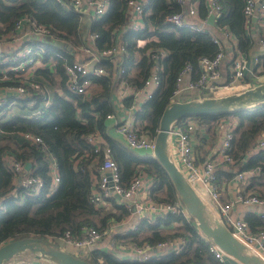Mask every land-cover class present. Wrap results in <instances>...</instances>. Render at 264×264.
Here are the masks:
<instances>
[{
  "label": "trees",
  "instance_id": "1",
  "mask_svg": "<svg viewBox=\"0 0 264 264\" xmlns=\"http://www.w3.org/2000/svg\"><path fill=\"white\" fill-rule=\"evenodd\" d=\"M201 1L200 13L206 16L207 2ZM218 1L222 5L218 28L226 27L232 30L239 39L240 49L248 51L252 46V40L245 28V1ZM147 7L152 8V13L145 15L146 28L151 25L157 28L160 35V41H154L153 46L167 49L168 56L163 59L161 86L147 102L137 103L135 116L139 123L136 126L140 132L156 136L163 110L174 99L172 93L179 71L189 62L197 67L201 57L216 55L219 46L213 41L211 33L193 32L165 23L167 16L180 9L174 0H152ZM129 9L126 0H111L108 12L94 20L89 32L95 34L93 42L97 51L115 43V38L118 37L116 29L130 25ZM24 15L32 16L38 22L52 25L57 31L55 35L69 42L74 48L88 44L81 31L80 15L56 0H0V22L4 24L0 27V32L13 31L18 19ZM126 37L132 36L126 35ZM24 44H41L46 47L48 52L44 54L43 59L47 63L50 62V65L46 69H38L37 74L42 75L48 81L46 83L59 86L62 93L54 91L47 105L41 97V92L35 91L33 98L37 99V102L32 108L26 105L27 101L16 103L20 109H29L26 111L27 114L10 111L0 119V199L2 202L0 247L9 241L33 236L51 241L60 247L62 245L58 240L68 230L75 235L84 233V229L90 226L102 230L111 220L119 221L130 215L126 205L117 202L115 198H111L110 201L118 212L98 208L92 201L94 176L99 177V167L105 159L104 149L97 152L89 142L88 137L96 133H99L110 146L113 158L119 164L122 183L125 186L130 184L135 175L144 171L151 178L150 195L154 200L173 203L180 199L167 171L152 155H135L120 140L108 133L110 125L108 115L116 112L113 95L121 75L130 85L141 87L152 71L153 60L146 50L137 48L134 38H128L127 44L125 43L127 46L125 56L130 55V59H125L120 67L124 68L125 72L117 77L118 65L115 61L111 58H102L98 66L104 68L105 72L101 76L94 77V85L89 95L75 94L67 88L64 65L75 60L72 51L57 46L47 37L37 40L26 39ZM56 52H60L62 56L56 57ZM136 54H140L149 61V69L137 75L129 70L131 59ZM143 57L140 63H144ZM53 63L56 66L55 71L51 68ZM3 66L5 65L0 63V70ZM207 95L214 94L211 92L186 93L175 100ZM132 104V97L125 98L127 107L131 108ZM35 110H41V114L38 118H30L29 113ZM232 115L240 121L234 141L233 167L241 166L242 169H247L260 166L264 177V151L255 153L253 151L259 135L264 130V104L233 113L187 118L200 121L210 135L207 139L209 143L216 139L217 120L223 116ZM20 134L24 135L25 139L19 138ZM27 134L41 136L49 150L43 151L39 145L27 137ZM204 146L203 142L198 145L200 150ZM9 153L14 154L16 159L24 164L33 163L31 172L42 177L45 182L40 193H33L18 185V179L6 159ZM54 157L58 160L61 176L58 185L53 183L50 167ZM246 158L247 164L244 163ZM233 172L235 173V169ZM249 221L252 228L264 229V221L258 219ZM171 224H175L172 231L168 232L162 228V225ZM178 237L186 239V244L178 254L159 253L147 262L120 258L116 253V246H111L108 250L93 249L88 256L85 254H78V256L95 264H223L209 251L208 239L199 232L193 218L188 219L183 213H168L165 216L144 218L135 229H130L125 234L116 233L113 236L118 245L133 242L140 245L149 244L153 247L166 239Z\"/></svg>",
  "mask_w": 264,
  "mask_h": 264
},
{
  "label": "built area",
  "instance_id": "2",
  "mask_svg": "<svg viewBox=\"0 0 264 264\" xmlns=\"http://www.w3.org/2000/svg\"><path fill=\"white\" fill-rule=\"evenodd\" d=\"M63 6H68L75 10L80 17L93 16L100 18L105 15L110 6L111 0H56ZM129 6V15L132 19V31L137 32L135 44L137 48L146 50V53L153 60L152 71L141 87L130 85L124 79L122 98L132 97L133 104L131 110L135 111L137 103H145L154 96V93L162 84L163 59L168 56V50L162 47L153 46L154 41H160V35L157 28L149 26L146 28L142 18L145 15L146 7L152 0H126ZM244 14L248 24L254 17L264 20V0H244ZM201 0H176L179 10L167 16L165 23H169L177 28L187 29L198 33H211L213 41L219 46L216 55L203 56L198 62V66L191 62L186 63L179 71L175 81L172 98H180L182 95L195 91L198 94L211 92L214 95L226 94L239 91L253 86L254 82L248 80V58L245 53L239 51L228 68L227 80L223 79V65L227 54L221 37L214 33L209 24L211 14H215L217 26L218 18L222 15V5L218 0H206L208 12L206 16L200 13ZM221 35L225 37H234L232 30L226 27H219ZM55 27L45 23L38 22L29 15H24L16 22L15 29L10 32H0V47L11 39H17L19 35L25 37L31 35L34 37H47L59 39L55 33ZM97 36V35H96ZM264 46V38L260 41ZM125 43H114L108 48L98 51L93 57V62L89 64L84 60H74L65 63V73L67 75V88L75 94L89 95L92 91L93 79L95 76H101L105 70L98 66L102 58H111L126 52ZM48 50L41 44L30 45L22 44V47L13 52L6 53L0 48V63L5 65L0 70V119L8 114L12 106L17 102H23L34 97L35 91H40L42 99L47 105L50 102L49 90L39 80L26 77V73L36 67L38 63L43 62V56ZM62 56L60 52L55 53ZM258 57L255 60L258 62ZM116 63V62H115ZM125 69L121 68L120 73ZM195 73V74H194ZM254 73V72H253ZM258 74L255 72L253 79ZM4 82V83H3ZM41 110L31 111L30 118H38ZM109 118H115L119 133L123 136L125 143L132 151L142 155H152L156 147L155 137L140 132L136 122L130 116L121 119L115 113L108 115ZM240 124L236 116H223L217 121L216 135L217 139L204 159H199L196 150L195 136L198 131L203 130L200 121L194 118H184L177 122L172 129V151L178 165L184 171L189 180L206 197L216 211L223 217L225 223L230 229L250 246L256 249L264 256V229L252 228L249 220L244 215H236L235 209L239 206H264V194L259 192L244 193L240 187L251 179L262 174V167L256 166L238 170L235 172L234 184L235 192L230 195L228 200L225 198V189L219 180V171L226 165H233L235 162L233 156L234 141L237 137V128ZM27 137L33 143L39 145L43 151L49 150L48 145L39 135L27 134ZM89 142L94 146L95 151L102 149V137L99 133L88 137ZM107 154L111 153L110 146H107ZM254 151H264V130L259 135ZM11 170L18 179V185L26 188L33 193H40L44 187V180L40 176L34 175L31 170L26 169V164L17 160L15 155L9 153L6 156ZM53 174V183L58 185L61 181L59 163L57 158H53L50 163ZM99 177L94 181L92 201L96 207L100 208L116 195L122 196L124 204L130 211V215L138 216L139 220L152 218L156 215L165 216L168 213H183L188 219L192 218L186 206L181 199L173 203L159 202L150 195L151 178L142 171L135 175L128 186L122 183V175L119 164L112 157H105L99 167ZM149 188H148V186ZM130 200L131 203H126ZM0 199V206H1ZM135 206V209L133 208ZM264 217V212L259 213ZM195 223V222H194ZM119 222L111 220L107 227L100 230L95 226L84 229L80 235L73 234L70 230L66 231L60 238L59 243L64 247L67 244L74 246L79 252L88 255L95 244L109 235ZM137 225L135 226V228ZM199 230V229H198ZM204 236V234L199 230ZM206 238V237H205ZM208 239V238H206ZM51 242V241H50ZM111 245L117 247V254H122V249L127 248L131 251V259L136 262H147L155 255L163 253L178 254L186 244L184 237L176 239H166L158 243L156 247L149 244L140 245L137 243H126L118 245L112 237ZM209 251L223 264H229V258L214 242L208 239ZM61 246V247H62ZM80 254V253H79Z\"/></svg>",
  "mask_w": 264,
  "mask_h": 264
},
{
  "label": "water",
  "instance_id": "3",
  "mask_svg": "<svg viewBox=\"0 0 264 264\" xmlns=\"http://www.w3.org/2000/svg\"><path fill=\"white\" fill-rule=\"evenodd\" d=\"M209 23H215L214 13L210 15ZM49 39L57 46L72 51L70 43L61 39ZM263 104L264 82L225 95L172 100L163 110L157 134L154 136L156 147L152 157L167 171L197 228L226 255L240 264H264V256L230 229L223 217L178 165L172 151V129L177 122L187 117L233 113L243 109L256 108ZM110 156L107 154L106 157ZM25 167L27 170H31L33 163L27 162ZM116 197L123 200L120 195H116ZM125 202L131 203L130 200H125ZM133 208L135 209V206ZM27 251L35 254L37 258H44L53 264H95L54 245L50 241L34 236L3 244L0 247V264L8 263L15 256Z\"/></svg>",
  "mask_w": 264,
  "mask_h": 264
},
{
  "label": "crops",
  "instance_id": "4",
  "mask_svg": "<svg viewBox=\"0 0 264 264\" xmlns=\"http://www.w3.org/2000/svg\"><path fill=\"white\" fill-rule=\"evenodd\" d=\"M176 0H174V3ZM207 4V3H206ZM205 6V5H204ZM202 7V1L200 2V9ZM206 8V7H205ZM150 13H152V8L151 7H146V11H145V15H149ZM145 15L142 18V21L145 24ZM80 21H81V31L83 34V38L85 39V42H88V44H85L84 46L81 47H77L74 48L73 46H71V50H72V54L75 55V60L79 59V60H84L86 62H88L89 64L93 65V57L95 54L98 53L97 49H95L94 47V42L93 40L95 39V34H91L89 32L90 27L92 25V23L94 22L95 18L93 16H85V17H80ZM219 20V18H218ZM130 25H126L125 27H122L121 29H116V32H118V37L115 38L116 41L115 43H126L127 44V40L128 38H134L135 40V36L137 34V32H135L134 30L132 31L131 27H132V19L130 18ZM210 24V23H209ZM211 29L214 33L218 34L223 42L224 45V49L225 52L227 54V58L226 61L224 62L223 65V70H224V76L223 79L227 80L228 77V68L231 64L232 59L235 58V56L240 53L239 51L245 53V56L248 58V65H249V71L248 72V76L247 79L248 80H252L254 82L253 85H256L262 81H258L260 79V75L264 73V46L261 45L260 41L262 38H264V20L263 19H259L257 17H254L252 22L250 23V25L248 24L246 17H245V28H246V33L251 37L252 40V46L251 48L248 49V51H244L242 49H240L238 43H239V39L238 37H236L234 35V37H225L224 35H221V31L218 30V21H217V26H216V21L214 24H210ZM4 24L2 22H0V27H3ZM146 26V25H145ZM151 26V25H150ZM126 35L128 36H132V37H126ZM17 39H11L9 40L6 44H4L1 48V50H3L6 53H13L17 50H19L22 47V44L25 43L26 39L27 40H37L38 37H34L31 35H26L25 37H23L22 35H19V37H16ZM65 41V40H64ZM67 42V41H65ZM69 43V42H68ZM71 45V44H70ZM46 48V47H45ZM94 48V49H93ZM56 55V54H55ZM258 57V62L255 60V57ZM143 56H141L140 54H136L131 60V73L133 74H138V73H142L143 71H147L149 69V61L148 59H144L143 57V61L144 63H140L141 62V58ZM125 59H130V55L125 56V53L120 54L116 57H114V60L116 62V65H118V73H117V77L120 76L119 71H120V67H122L121 65L123 64V62L125 61ZM44 60V59H43ZM54 65L51 66V68L53 69V71L56 70V66L55 63H53ZM50 65V62L47 63L45 60L41 63H38L36 65L35 68H33V70H30L26 73V77L30 78V79H34V80H39L43 83V85L49 90V94H50V100L51 97L54 93V91H58L59 93H62V90L59 86H54L51 83H46L48 81H46L42 75L37 74L38 69H46V67ZM254 72V73H253ZM255 72L258 74L256 76V79H253L252 77H254ZM56 75V73H53ZM123 76L121 75V78L117 81V85H116V89L117 91L114 92L113 95V100H114V104H115V108H116V112L115 115H117L120 119L122 117H127L130 116L131 118H133L136 122V124L138 125V121L136 120V116H135V111H132L131 108L127 107L125 105V98L121 96V92L123 90ZM94 85V83H93ZM93 87V86H92ZM189 94H195V91L192 92H188ZM27 103L26 105H28L30 108H32L34 106V104L37 102V99L32 98L29 100H26ZM19 103V102H17ZM27 110L29 109H20L19 106H16V103L12 106L11 112L13 111L14 113H24L27 114ZM31 113V112H30ZM29 113V114H30ZM109 128H108V133L113 136L114 138L120 140L125 146H127V144L124 141L123 136L119 133L118 128H117V123H116V119L115 118H109ZM202 135L201 138H199V135ZM19 138H24V135H18ZM102 137V136H101ZM210 138V135L207 134L206 129L203 127L202 131H198L196 133L195 136V141H196V150H197V156L199 159H204L208 152H209V148L212 147L210 144H208L207 139ZM103 140H101V146L104 145L102 148L104 149V154L105 157L107 156V151L105 150L108 145L107 141L102 137ZM202 140V142L205 144L204 148L200 150V148L198 147L199 144H201L202 142L200 141ZM218 140L217 139V135H216V139L215 141ZM215 143V142H214ZM128 150H130L131 153L135 154V155H139L140 153H137L135 151H132L131 149H129V147L127 146ZM199 148V149H197ZM254 151V149H253ZM204 152V153H202ZM256 151H254L255 153ZM110 155L113 157V152L111 151ZM244 163L247 164V158L244 160ZM33 168V167H32ZM235 169V172L238 170H243L241 168V166H237V167H233V165H226L224 166L220 171H219V180L222 184V187L225 189V198L226 200H228L230 195H233L235 192V184H234V177H235V173L233 172V170ZM230 175H232L230 177ZM95 180H97V176H94ZM148 186V185H147ZM149 188V186H148ZM241 191L244 193H253V192H259V193H263L264 194V177L261 175L251 179L249 182L243 184L240 187ZM115 200L121 204H124V202H122V200H120L118 197H115ZM101 208L106 209L107 211H113V212H118V209L116 207H114L112 205L111 201L106 202V204H104ZM264 212V206H257V205H253V206H248V207H244V206H239L235 209V214L236 215H244L248 220H254V219H258V220H262L264 221V217H260L259 213H263ZM141 220L138 219V216L136 215H129L126 218L119 220V225L118 227H116L109 235H107L101 242L97 243L94 245V247L92 248V250L94 249H105L108 250L111 248L110 240L112 239V237L114 236V234L116 233H128V230L130 229H135V226L138 225V223ZM250 222V221H249ZM175 224H171L168 226H164L162 225V228L172 231L174 228ZM60 248H64L61 247ZM65 250L72 252L71 250H68L65 248ZM91 250V251H92ZM90 251V252H91ZM73 253V252H72ZM76 254V253H75ZM79 253H77L78 255ZM132 253L129 249L127 248H123L122 249V254L119 255L117 254L120 258L122 259H128L130 258ZM229 264H240L239 262H237L236 260L232 259L231 257H229L227 259ZM5 264H53L51 262H49L48 260L44 259V258H37V256L35 254H33L32 252H25L21 255L15 256L13 259H11V261H9L8 263Z\"/></svg>",
  "mask_w": 264,
  "mask_h": 264
},
{
  "label": "rangeland",
  "instance_id": "5",
  "mask_svg": "<svg viewBox=\"0 0 264 264\" xmlns=\"http://www.w3.org/2000/svg\"><path fill=\"white\" fill-rule=\"evenodd\" d=\"M76 60H78V59H76ZM258 81H262V82H264V73L263 74H261L260 75V79L258 80ZM243 90V89H242ZM117 91V89H115V92ZM240 91V90H239ZM234 92H236V91H234ZM230 93H232V92H230ZM226 94H228V93H226ZM221 95H225V94H221ZM220 120V119H219ZM218 121V120H217ZM201 134L199 135V138H201ZM214 142H215V140L213 141V142H209L208 144H210L211 146H213V144H214ZM202 153H204V152H202ZM63 245V244H62ZM66 249H68V250H71L74 254L76 253H80V254H83L84 252H79L80 250H77L74 246H72V245H69V244H67L66 246ZM88 256V255H87Z\"/></svg>",
  "mask_w": 264,
  "mask_h": 264
}]
</instances>
